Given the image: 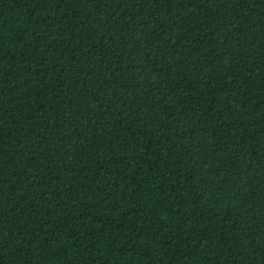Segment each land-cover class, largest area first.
I'll use <instances>...</instances> for the list:
<instances>
[{"label": "trees", "instance_id": "16d2710c", "mask_svg": "<svg viewBox=\"0 0 264 264\" xmlns=\"http://www.w3.org/2000/svg\"><path fill=\"white\" fill-rule=\"evenodd\" d=\"M0 264H264V0H0Z\"/></svg>", "mask_w": 264, "mask_h": 264}]
</instances>
